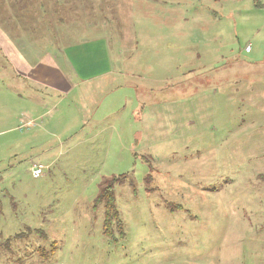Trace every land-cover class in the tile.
Wrapping results in <instances>:
<instances>
[{
    "label": "rangeland",
    "instance_id": "rangeland-1",
    "mask_svg": "<svg viewBox=\"0 0 264 264\" xmlns=\"http://www.w3.org/2000/svg\"><path fill=\"white\" fill-rule=\"evenodd\" d=\"M28 11L48 36L38 44L72 48L63 70L87 59L91 79L37 95L0 75V264H264V136L249 105L264 65L247 62L264 61V0H30ZM109 52L114 72L98 77ZM124 173L121 229L106 234L95 199Z\"/></svg>",
    "mask_w": 264,
    "mask_h": 264
},
{
    "label": "crops",
    "instance_id": "crops-1",
    "mask_svg": "<svg viewBox=\"0 0 264 264\" xmlns=\"http://www.w3.org/2000/svg\"><path fill=\"white\" fill-rule=\"evenodd\" d=\"M16 2L18 3L16 4ZM29 3L30 0H0V75L11 78V85L13 87L14 81L16 79H21L23 82L28 83L29 87L32 89L34 88L37 95H41L42 91L48 92V90L57 91L62 89L68 91L71 89V85L67 82V79L70 80L69 82L74 80L73 83L79 85L87 81V79H91L83 74L91 73L90 70L85 69L86 65L84 64H92L87 62V59H80L79 62L77 60L78 68H75L74 65L72 66L69 61V69L67 71L63 70V63L69 60L70 55L68 52L69 50H73L72 48L64 49L63 46L57 47L46 44L41 46L38 44V42L48 40V36L46 34L41 35L35 33V27L40 26V21L34 18L32 14L28 13ZM17 9L26 12L27 18L24 19V23L22 20H18L20 15H16ZM39 14L40 13L36 11L34 16H39ZM41 18L44 19L42 15ZM51 41H53V39H51ZM52 52H54V54ZM77 55L78 52L75 53L74 51L73 57H77ZM56 59L62 63L61 67H59ZM60 59H63V62ZM35 60L37 61L35 62ZM247 62L250 66L251 70H249L251 73L257 66L261 67V65H264L263 60H256L253 58ZM100 72L102 74L98 75V77H104L114 72L113 59L110 52L108 57V68L106 71L103 70ZM251 78L256 79V74ZM255 83L248 85L247 89H254ZM8 86H10L9 82ZM263 97H259L256 94L250 96L249 105H253L250 106L252 107L250 110V117L253 118L252 126L254 131L264 136ZM255 120H258L260 123L258 127H256V124H253Z\"/></svg>",
    "mask_w": 264,
    "mask_h": 264
},
{
    "label": "trees",
    "instance_id": "trees-1",
    "mask_svg": "<svg viewBox=\"0 0 264 264\" xmlns=\"http://www.w3.org/2000/svg\"><path fill=\"white\" fill-rule=\"evenodd\" d=\"M127 174H120L119 176L114 175L112 177H107L103 180L100 185L99 193L95 199V204H104V232L106 234L113 231V225H117L121 229V216L116 205V196L114 191V185L117 183L124 182ZM41 232V231H40ZM124 233V232H123ZM122 233V234H123Z\"/></svg>",
    "mask_w": 264,
    "mask_h": 264
},
{
    "label": "built area",
    "instance_id": "built-area-1",
    "mask_svg": "<svg viewBox=\"0 0 264 264\" xmlns=\"http://www.w3.org/2000/svg\"><path fill=\"white\" fill-rule=\"evenodd\" d=\"M246 50L247 51H250L251 50V46L250 45H247ZM31 170H32V173H33V176L34 177H39L40 174L42 173L43 166L41 164H39V163H34L31 166Z\"/></svg>",
    "mask_w": 264,
    "mask_h": 264
}]
</instances>
